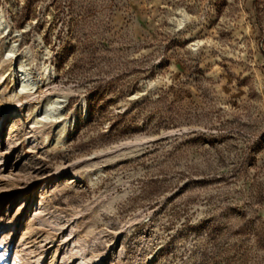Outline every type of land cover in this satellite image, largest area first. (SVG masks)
I'll use <instances>...</instances> for the list:
<instances>
[{
  "label": "rangeland",
  "instance_id": "rangeland-1",
  "mask_svg": "<svg viewBox=\"0 0 264 264\" xmlns=\"http://www.w3.org/2000/svg\"><path fill=\"white\" fill-rule=\"evenodd\" d=\"M0 15V264H264V0Z\"/></svg>",
  "mask_w": 264,
  "mask_h": 264
},
{
  "label": "bare ground",
  "instance_id": "bare-ground-1",
  "mask_svg": "<svg viewBox=\"0 0 264 264\" xmlns=\"http://www.w3.org/2000/svg\"><path fill=\"white\" fill-rule=\"evenodd\" d=\"M6 24L3 21V17L0 15V27H2L4 30L7 28L5 26ZM0 79H5L10 81V83L13 85V88L10 90H6L4 92V96H8L9 99H12L16 97L17 91H26L31 88H35L37 84V78L35 77L34 73L32 70H27L25 69L24 66L19 67L18 71H12L9 75L6 76L5 73H0ZM59 104V102L56 103V105ZM86 107V106H85ZM54 113V110L52 109L51 111ZM65 129L60 131V134L65 133Z\"/></svg>",
  "mask_w": 264,
  "mask_h": 264
},
{
  "label": "trees",
  "instance_id": "trees-1",
  "mask_svg": "<svg viewBox=\"0 0 264 264\" xmlns=\"http://www.w3.org/2000/svg\"><path fill=\"white\" fill-rule=\"evenodd\" d=\"M96 94L98 95V93H96ZM88 105H89V115H88L87 121H90L93 118V116H94V112H95V108H96L97 104L94 103V101L92 99H89L88 100ZM125 116H126V114H118L117 115V119H123ZM117 121H119V120H117ZM117 126H118V123L117 124H112L111 125V129L109 131H116V135H120V134H122L124 132V130H126V129L118 130L116 128Z\"/></svg>",
  "mask_w": 264,
  "mask_h": 264
}]
</instances>
